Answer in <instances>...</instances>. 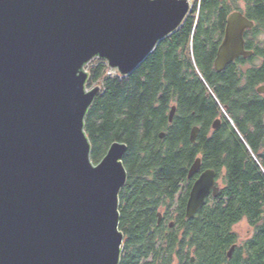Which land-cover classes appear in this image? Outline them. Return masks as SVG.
Masks as SVG:
<instances>
[{
	"label": "water",
	"instance_id": "1",
	"mask_svg": "<svg viewBox=\"0 0 264 264\" xmlns=\"http://www.w3.org/2000/svg\"><path fill=\"white\" fill-rule=\"evenodd\" d=\"M190 12L185 0H0V264H119L127 146L91 161L84 121L101 88H87V66L98 59L130 76ZM252 27L240 12L228 16L217 71L251 55L243 34ZM200 168L196 159L187 178ZM219 191L215 171H204L186 219Z\"/></svg>",
	"mask_w": 264,
	"mask_h": 264
},
{
	"label": "trees",
	"instance_id": "2",
	"mask_svg": "<svg viewBox=\"0 0 264 264\" xmlns=\"http://www.w3.org/2000/svg\"><path fill=\"white\" fill-rule=\"evenodd\" d=\"M234 11L264 34V0H203L130 76H109L106 62L98 59L87 66V88H101L84 121L91 161L97 164L112 143L127 146L122 161L127 181L119 194V264H171L181 231L204 264H264V101L255 91L264 83V61L246 74H235L232 67L217 74L209 50L210 33L223 29ZM257 53L264 60L262 49ZM219 117L224 126L216 131L212 125ZM195 126L199 133L191 143ZM197 157L217 173L222 187L188 220V190L177 203L176 197ZM175 204L176 234L169 240L168 224H157L158 212L164 209L169 216ZM243 219L259 234L226 263L236 239L232 227Z\"/></svg>",
	"mask_w": 264,
	"mask_h": 264
},
{
	"label": "flooded vegetation",
	"instance_id": "3",
	"mask_svg": "<svg viewBox=\"0 0 264 264\" xmlns=\"http://www.w3.org/2000/svg\"><path fill=\"white\" fill-rule=\"evenodd\" d=\"M234 12H238V11H234ZM232 12V13H234ZM231 13V14H232ZM244 17L245 14H243L242 12H240ZM191 14V13H190ZM189 14V15H190ZM188 15V16H189ZM230 15V14H229ZM228 15V16H229ZM227 16V18H228ZM227 18H226V22L224 23V27L223 29H219L218 32H214L213 35L210 33L211 35V44L209 46V50L212 51V53H214V57H213V61H212V68L213 70L219 74L224 72L227 68L232 67L233 71H236L235 74H246L248 71L253 70V69H259L260 65L263 63V57H261L257 51L258 48L262 49V51L264 52V37H260L261 34L254 32L255 29V23L253 22V27L251 29H248L244 32L243 34V39H244V51L245 52H250L251 55L244 57V56H239L238 58H236L234 61H232L231 63H229L228 65H226V67L224 69H221L219 71L216 70L214 62L218 57V53L220 50V47L222 45V42L224 40L225 37V29L227 26ZM247 18V17H246ZM248 19V18H247ZM250 21V20H249ZM208 50V51H209ZM198 74H200L199 71H197ZM264 83L260 84L258 87L263 86ZM255 88V91L257 93V95L263 99L264 101V95L263 94H259L257 92V88ZM264 110V109H263ZM217 120L220 121L219 127L217 130L221 129L222 126H224V120L219 117L217 118ZM262 120L264 122V115L262 117ZM216 130V131H217ZM196 159H200L201 161V168L200 171L193 176L192 179H188L187 175H188V170L189 168L192 166L190 165V167L187 170L186 173V183H180L179 187L180 190L185 189L188 190V195L190 192V189L194 183V181L206 170H211V169H207L203 167V162H202V158L201 157H197ZM195 159V160H196ZM194 160V161H195ZM194 163V162H193ZM192 163V164H193ZM216 173V172H215ZM218 176L216 173V185L218 183ZM218 186V185H217ZM219 187V186H218ZM220 188V187H219ZM221 189V188H220ZM180 194V193H179ZM179 194H177V200H179ZM214 197L212 196V193L209 195V197L207 198L206 202L213 199ZM188 199V197H187ZM187 203V200H186ZM186 203L184 205V214H185V210H186ZM162 209L159 210V214L161 215V218L159 220L158 217V221L157 224L158 225H164L165 223L168 224V228L170 229V231H168L166 233V236H169V240L171 239V236L176 234L172 228H173V223L178 219V214L176 213V209L172 210V214L169 216H166V211H161ZM186 218V217H185ZM249 232V231H248ZM247 232V233H248ZM232 234H234V236L236 237L235 241L230 245L229 250L226 252V263H228V260L233 261L236 258V251L239 250L241 247L243 246H247L253 242V239L256 235H258L259 233L256 232L255 230L251 231L250 235L243 239V240H239L237 237V234L234 232H231ZM179 237H178V242L175 244V249L174 252L171 255V264H204V259L200 260L197 256V252L195 247H189V244L191 243V240L189 238H182V235H185L186 233L184 232H179ZM181 244L183 245V249H181ZM232 250V251H231ZM234 255L235 258H234ZM202 257V256H201ZM199 261V262H198Z\"/></svg>",
	"mask_w": 264,
	"mask_h": 264
},
{
	"label": "rangeland",
	"instance_id": "4",
	"mask_svg": "<svg viewBox=\"0 0 264 264\" xmlns=\"http://www.w3.org/2000/svg\"><path fill=\"white\" fill-rule=\"evenodd\" d=\"M260 37H261V38L264 37V34H262ZM108 75H109V76H116V75H118V74H116V73L113 72V71H110ZM93 87H95V86H93ZM93 87H92V88H93ZM99 87H100V86H99ZM220 178H221V177H220ZM217 185H218L220 188L222 187V180H221V179H218V183H217ZM183 191H185V189H182V190H181V192H180V194H179V197H180V195L183 193ZM177 202H178V200H176V203H177ZM176 207H177V204H175V206L173 207L172 210H175ZM161 211H165V210L162 209ZM253 230H254V229H253V228L247 223V221H246L245 219L241 220L239 223H237L236 225H234V226L232 227V231H233L234 233L237 234V237H238L239 240H243V239L247 238V237L250 235L251 231H253ZM248 231H249V232H248ZM247 232H248V233H247Z\"/></svg>",
	"mask_w": 264,
	"mask_h": 264
},
{
	"label": "built area",
	"instance_id": "5",
	"mask_svg": "<svg viewBox=\"0 0 264 264\" xmlns=\"http://www.w3.org/2000/svg\"><path fill=\"white\" fill-rule=\"evenodd\" d=\"M185 1L189 4L191 11L195 10L197 12L203 0H185Z\"/></svg>",
	"mask_w": 264,
	"mask_h": 264
},
{
	"label": "bare ground",
	"instance_id": "6",
	"mask_svg": "<svg viewBox=\"0 0 264 264\" xmlns=\"http://www.w3.org/2000/svg\"><path fill=\"white\" fill-rule=\"evenodd\" d=\"M220 122V121H219ZM220 124V123H219ZM214 130V129H213ZM189 140H190V138H189Z\"/></svg>",
	"mask_w": 264,
	"mask_h": 264
}]
</instances>
